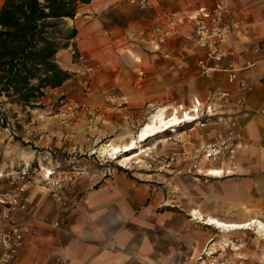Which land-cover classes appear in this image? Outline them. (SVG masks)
<instances>
[{
  "label": "crops",
  "instance_id": "1",
  "mask_svg": "<svg viewBox=\"0 0 264 264\" xmlns=\"http://www.w3.org/2000/svg\"><path fill=\"white\" fill-rule=\"evenodd\" d=\"M216 1L148 0L142 7L134 0H91L80 5L74 18H68L78 34L74 43L58 55L64 68L71 72L82 69L75 61V52L81 58L108 55L103 61L107 64L110 55L117 53L119 75L117 79L109 76L108 80L127 87L135 103L180 101L184 105L200 101L203 113L207 104L212 105L210 116L215 119L160 143L165 146L164 152L158 153L155 169L145 180L113 172L111 178L101 179L79 199L74 196L66 207L59 203L50 208L41 202V192L48 193L39 186L44 178L35 173L36 181L25 194L27 210L15 216L16 220L30 223L34 235L13 264H172L175 256L198 254L208 244L217 248L222 241H214L213 236L196 229L189 220L183 222L186 217L181 212L169 207L157 210L151 205L137 211L148 199L151 187L147 181L153 179L162 184L156 198L166 191L170 200L190 201L194 218L195 208L205 216L228 222L262 217L264 0H227L224 68L206 78L198 66L204 52L190 38L196 14L203 7H213ZM3 2L0 0V7ZM145 49L150 50V59ZM129 61L133 62L132 68L127 65ZM232 71L254 86L243 104L236 102L242 93L239 81L231 79ZM220 91L230 93L228 105L215 97ZM229 117L243 126L235 166L224 154L199 160V171L192 170L193 149L214 141L226 129ZM123 134L116 142H126L134 135L130 130ZM183 143L187 144L186 152ZM158 146L152 151L156 152ZM210 168L222 169L223 173L209 174ZM5 169L0 166V171ZM226 169L232 172L225 174ZM51 213L54 217L49 220ZM55 220L61 222L59 227L52 224ZM198 221L205 223L200 218ZM195 229L199 231L197 235ZM228 240L232 242L224 238L225 243Z\"/></svg>",
  "mask_w": 264,
  "mask_h": 264
},
{
  "label": "rangeland",
  "instance_id": "2",
  "mask_svg": "<svg viewBox=\"0 0 264 264\" xmlns=\"http://www.w3.org/2000/svg\"><path fill=\"white\" fill-rule=\"evenodd\" d=\"M145 51L150 59V50L145 49ZM117 55V53L110 55V64H107L103 61L108 59V55L96 57L85 55L81 58L79 53L75 52L77 57L75 61L82 69L73 72L72 77L62 86L48 89L41 101V107L23 108L9 103L7 106L10 125L5 127L0 120V166L8 169L31 165L34 175L41 174V179L49 169L69 180L68 186L64 187L62 200H58L41 187L48 193L46 195L41 192V202L43 201L44 205L50 208L60 206L59 203L61 207L70 205L74 196L79 199L84 192L94 188L101 179L111 178L113 172L121 171L129 177L145 180L152 175L151 171L155 169V162L160 158L159 154L164 152L162 150L164 144L158 142L160 137L174 138L180 131L190 129L194 125L211 123L215 119L214 116H210L213 111L207 113L208 104L204 113L200 104L199 111H196L199 114L198 119L183 122L176 127V131L168 129L141 142L140 144L150 145L152 148L142 154L137 162H131L127 166L121 164L119 159L112 157L111 154L100 152L99 147L103 143H124L116 142L121 141L120 137L125 136V134L121 135L124 130H130L134 134L129 138L130 141L142 125L150 120L158 106H168L170 113L174 109L170 105H181L180 101L170 104L166 101L135 103L127 93V87L117 81L111 83L108 80L110 77L118 78ZM122 61H124L123 57ZM127 65L132 68L133 62H127ZM121 98L122 104L119 101ZM194 103V101L186 102L184 105L192 109L198 102ZM157 146L158 149L153 152V148ZM195 163L198 162H191L192 170L198 171ZM196 166L201 167L198 164ZM147 182L151 187L149 197L137 208V211L146 210L150 205L157 210L172 208L183 213L186 217L183 222L189 220L196 229L205 230L207 236H213L214 241H222L217 248L208 244L209 246L198 254L188 252L175 256L172 264H264V237L255 229L222 232L216 227L199 222L198 218H194L191 214L190 201L170 200L166 191L164 192L166 194L158 199L157 193L161 191L162 184L154 179ZM261 215L264 219V214ZM53 217L51 213L49 220ZM196 229L194 235L199 233ZM224 238H230L232 242L227 241L225 244Z\"/></svg>",
  "mask_w": 264,
  "mask_h": 264
},
{
  "label": "trees",
  "instance_id": "3",
  "mask_svg": "<svg viewBox=\"0 0 264 264\" xmlns=\"http://www.w3.org/2000/svg\"><path fill=\"white\" fill-rule=\"evenodd\" d=\"M91 0H4L0 7V120L10 125L8 104L41 107L48 89L62 86L73 72L59 53L78 29L68 23Z\"/></svg>",
  "mask_w": 264,
  "mask_h": 264
},
{
  "label": "built area",
  "instance_id": "4",
  "mask_svg": "<svg viewBox=\"0 0 264 264\" xmlns=\"http://www.w3.org/2000/svg\"><path fill=\"white\" fill-rule=\"evenodd\" d=\"M134 1L142 7H145L148 2V0ZM228 14V1L217 0L213 7L201 8L199 14L194 17L195 30L190 39L196 48L204 52L198 59L202 76H210L224 68L223 61L227 52L223 46V38L226 33ZM231 79L239 81L242 93L236 102L238 104L245 103L246 96L253 91L254 86L245 77H240L237 71L231 72ZM215 97L224 99V105L231 102L230 93L227 91H220ZM122 100V98L119 100L120 104L123 103ZM213 103H215V99ZM212 111V105H208L207 113H212ZM242 136L243 126L235 118L229 117L226 129L219 132L214 141L193 149V161L216 159L227 154L231 166H235L237 149L240 147ZM183 145V151L186 152L187 144L183 143ZM196 165L195 163V167L199 171V167ZM228 170L226 169V171ZM227 173L230 174V172L225 174ZM43 178L44 180L39 183V186L52 193L58 200H62L64 187L69 180L49 169L45 171ZM35 181L36 177L31 165L0 171V264H13L34 235L32 225L16 220L15 216L27 210L25 194ZM52 224L59 227L61 222L55 220Z\"/></svg>",
  "mask_w": 264,
  "mask_h": 264
},
{
  "label": "bare ground",
  "instance_id": "5",
  "mask_svg": "<svg viewBox=\"0 0 264 264\" xmlns=\"http://www.w3.org/2000/svg\"><path fill=\"white\" fill-rule=\"evenodd\" d=\"M200 104L201 102L199 101L192 109L186 108L182 104L180 106L174 107L170 113L168 106H158L154 112L152 111L153 113L150 120L142 125L136 136L130 141L121 144L106 142L99 147V150L104 154H111L112 157L118 158L119 162L126 166L131 162H137L142 154L147 153V151L152 148L150 145L140 144L141 142L147 140L153 135L158 134L159 132L166 131L168 129L176 131V127L181 125L183 122H191L198 119L199 114L196 113V111H199ZM169 139L170 137L167 136L160 137L158 142L161 143L163 141H168ZM226 172L231 173L232 170L229 169ZM207 173L221 175L223 170L219 168H210ZM193 213L203 222L219 228V230L222 232L251 228L255 229L256 232L264 237V220L260 217H249L247 220L241 222H228L215 216H205L198 208H195Z\"/></svg>",
  "mask_w": 264,
  "mask_h": 264
}]
</instances>
